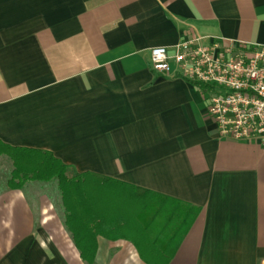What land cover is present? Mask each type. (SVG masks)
Here are the masks:
<instances>
[{"label":"crops","instance_id":"1","mask_svg":"<svg viewBox=\"0 0 264 264\" xmlns=\"http://www.w3.org/2000/svg\"><path fill=\"white\" fill-rule=\"evenodd\" d=\"M194 38L264 45V0H0V141L193 210L170 264H264V148L220 138L204 86L151 66ZM61 226L1 191L0 264H85ZM97 244L96 264H146Z\"/></svg>","mask_w":264,"mask_h":264},{"label":"trees","instance_id":"2","mask_svg":"<svg viewBox=\"0 0 264 264\" xmlns=\"http://www.w3.org/2000/svg\"><path fill=\"white\" fill-rule=\"evenodd\" d=\"M0 155L13 165L8 189L21 191L28 183L57 185L65 228L85 264H96L98 237L130 241L146 264H170L180 243L177 238H184L196 215L190 209H171L161 196L117 180L91 173L70 176V167L49 151L0 141Z\"/></svg>","mask_w":264,"mask_h":264},{"label":"built area","instance_id":"3","mask_svg":"<svg viewBox=\"0 0 264 264\" xmlns=\"http://www.w3.org/2000/svg\"><path fill=\"white\" fill-rule=\"evenodd\" d=\"M179 43L170 55L166 47L150 50L154 72L206 88L208 115L222 139L257 143L264 148V45L252 46L216 38Z\"/></svg>","mask_w":264,"mask_h":264},{"label":"rangeland","instance_id":"4","mask_svg":"<svg viewBox=\"0 0 264 264\" xmlns=\"http://www.w3.org/2000/svg\"><path fill=\"white\" fill-rule=\"evenodd\" d=\"M12 170L11 160L0 155V192L7 189ZM23 190L35 210L37 219L45 220L47 229L50 230H47L48 234L55 236L57 240L63 237L69 241V235L61 226L64 222V211L57 185L29 183Z\"/></svg>","mask_w":264,"mask_h":264}]
</instances>
